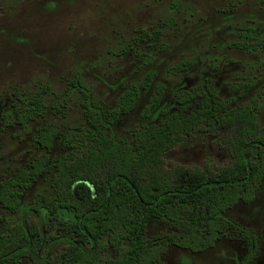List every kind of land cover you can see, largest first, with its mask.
I'll return each mask as SVG.
<instances>
[{
  "label": "trees",
  "instance_id": "trees-1",
  "mask_svg": "<svg viewBox=\"0 0 264 264\" xmlns=\"http://www.w3.org/2000/svg\"><path fill=\"white\" fill-rule=\"evenodd\" d=\"M181 10V23L170 17L141 26L116 46L142 61L140 67L153 65L141 81L153 95L143 120L122 132L120 122L140 94L136 82L114 105L78 75L60 92L36 82L0 93V134L11 131L31 154L0 170V264H168L172 247L201 254L233 238L245 245L236 264H258V232L228 213L253 203L264 186V73L252 75L251 61L240 78H219L220 69L235 63L227 48L259 52L258 71L264 72V32L249 26L233 42L192 46L195 57L166 71H195L196 77L169 97L166 86L155 83L154 52L165 49L170 32L204 21L191 7ZM190 18L198 22L190 25ZM226 86L240 95H227ZM258 86L261 93L252 99ZM75 110L79 117L72 120ZM198 133L214 138L229 162L167 166V154ZM152 221L170 231L148 237ZM58 245L64 248L56 251Z\"/></svg>",
  "mask_w": 264,
  "mask_h": 264
},
{
  "label": "rangeland",
  "instance_id": "rangeland-1",
  "mask_svg": "<svg viewBox=\"0 0 264 264\" xmlns=\"http://www.w3.org/2000/svg\"><path fill=\"white\" fill-rule=\"evenodd\" d=\"M181 7L196 10L204 21L202 26H194L198 19L190 18L193 27H186L176 34L170 32L165 38L168 43L165 49L157 47L154 52L158 73L155 83H163L169 97L183 80L190 85V80L196 77L195 71L178 75L166 71L170 64L195 57L192 46L210 48L211 45L233 42L239 38L237 32L249 26L264 32V0H0V93L12 86L36 82H49L60 92L66 90L68 82L78 75L99 97L114 105L129 85L136 82L140 94L135 110L120 122L118 131L122 132L123 127L134 126L143 120L144 108L153 95L141 81L153 65L140 67L142 61L134 60L132 54H122L116 46L126 44V39L141 26L156 25L170 17L181 23L183 16L186 17L181 13ZM224 52L235 63L225 70L220 69L219 80L240 78L239 74L251 69V61L252 75L261 77L264 73L261 69L258 71L259 52L234 48ZM228 87H224L227 95H240L232 92V87L231 92L228 91ZM258 92L261 93L259 86L252 93V99ZM72 114V120H77L78 111ZM262 120L264 122V106ZM11 133L0 134V168L23 163L31 155L29 145L18 142ZM229 160V153L214 138L201 133L186 139L166 156L167 166L177 163L226 164ZM38 187L35 185L26 193L24 204L30 203ZM228 214L256 229L261 242L258 264H264V186L253 203L237 205ZM169 231L165 224L152 221L147 236ZM63 248L64 245H58L56 251ZM244 253V242L238 238L224 239L214 249L201 254L172 247L166 262L236 264Z\"/></svg>",
  "mask_w": 264,
  "mask_h": 264
}]
</instances>
